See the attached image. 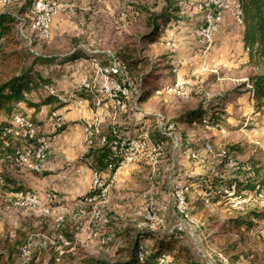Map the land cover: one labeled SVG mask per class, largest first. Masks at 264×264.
<instances>
[{
    "label": "rangeland",
    "instance_id": "1",
    "mask_svg": "<svg viewBox=\"0 0 264 264\" xmlns=\"http://www.w3.org/2000/svg\"><path fill=\"white\" fill-rule=\"evenodd\" d=\"M32 1L10 0L8 6L0 5V12H9L20 19L15 32L23 33L27 41L23 47L30 46L34 53L44 57L65 58L73 52L82 57L89 53L103 55L109 66L103 68L96 62L95 77L84 81L89 88L82 86L83 81L75 84L79 93L90 95L91 102L101 105L107 101L105 97L112 100L105 87L113 84L127 88L126 98L119 95L112 100L117 109L129 106L141 109L140 117L145 121L142 131L148 135L157 131L166 140L154 142L149 136V147L143 153L147 160L136 162V157L129 163L137 165L133 168L131 185L115 191V182L109 195L100 202L98 208L109 220L106 226L90 222V206L77 217L72 212L59 213L51 204L46 206L51 208L47 212L30 210L17 206L15 197L0 189V241L13 240L16 233H25L29 251L25 261L35 257L36 264H48L47 259L54 251L61 257L59 264H78L84 256L113 260L116 250L125 245L122 235L126 229L168 235L177 232V239L208 264H264V192L234 196L235 189L220 184L212 191H220L224 197L216 205L205 199V210L195 212L192 201L196 196L187 186L192 178L206 175L227 181L251 179L253 169L259 171L256 177H264V115L253 112V95L248 94L251 88L243 82L253 73L246 66L243 25H237L227 12L222 13L210 54L202 60L195 32L205 25L208 12H213L206 7L207 0H173L179 11L175 13L170 8L168 13H174L165 25L155 22L160 30L158 40L153 43H144L140 37L151 32L149 20L166 9V0H47L53 7V16L45 39L31 28L28 9ZM126 49H136L139 55L148 57L149 78H156L155 95L141 107L134 105L140 94L137 87L140 76H130L127 71L112 72L121 66L114 55ZM62 65L36 67L43 74L63 77L74 76L82 68ZM56 89L53 90L57 93ZM44 91L43 88L42 95H48ZM94 97L98 100L94 101ZM209 100L217 101L214 113L219 122L217 127L212 128L206 120L203 125L174 123L187 112L205 107ZM90 107L96 108L93 104ZM207 145L212 147L211 154L205 151ZM149 158L151 162L147 164ZM126 169L122 168L121 175ZM5 170L0 165V176ZM8 170L13 178L15 173L18 176L23 172L43 173H31L17 162ZM181 187L187 188L188 199L182 213L176 209L173 196ZM221 202L225 203L220 206ZM146 209L162 222L147 220ZM249 213L259 218L253 220L254 229L244 233V241L240 242L241 236L231 230L228 221ZM89 230H95L96 236L90 237ZM61 232L72 235L69 246L60 243ZM232 244L237 245L238 253L243 252L249 258L240 255L237 262L229 260L236 254L230 249Z\"/></svg>",
    "mask_w": 264,
    "mask_h": 264
},
{
    "label": "trees",
    "instance_id": "2",
    "mask_svg": "<svg viewBox=\"0 0 264 264\" xmlns=\"http://www.w3.org/2000/svg\"><path fill=\"white\" fill-rule=\"evenodd\" d=\"M238 2L244 27L242 44L247 55L246 66L253 71L249 75L246 84L252 90L253 112L264 115V0H238ZM166 3V9L159 14H154L149 20L151 32L140 37L142 42L153 43L157 41L160 29L155 22L158 20L165 25L172 18V14L179 11L177 7H174L173 0H166ZM170 8L174 11L171 14L168 13ZM19 24L20 19L17 16L9 12H0V165L6 170H8V167L11 168V166L16 165L17 152L21 146L18 140L8 134L11 116L15 113H22L20 105L33 110L31 119L38 126L41 123L36 120V115L43 108L48 109L47 116L49 117L66 105L56 95H42V90L49 84V81L42 78L35 70L37 65L52 64L57 58L40 56L34 53L30 46L23 47L24 42L27 41L15 32V28ZM80 57L82 55L73 52L62 58L61 61L62 63L69 62ZM85 57L99 60L103 68L109 66L107 61L104 62V56L101 54L89 53ZM113 58L124 67L130 76H140V82L137 86L140 93L136 99L137 104L148 102L157 90L156 78H149V74H151L148 71L151 67L149 58L139 55V51L136 49H126L118 52ZM153 70H157V68ZM216 102V100H209L206 102L205 107L200 106L187 112L185 117L176 118L173 121L174 123H184L191 126L193 123L203 125L204 120H206L212 128L217 127L219 122L214 115ZM65 128V124H63L57 134L63 132ZM101 136L106 138L103 145L100 144ZM149 136L154 142L166 140L157 131L154 132V135L149 134ZM119 139L124 140V138L110 131L105 134L100 133L92 140V144L89 146L84 158L88 160V165L93 172L105 173L109 167L112 168V171H115L120 166L122 154L119 150H112L113 143ZM6 170L0 176L2 180L0 189L3 192L10 195L30 192L21 182L13 178L9 170V174ZM252 172L253 177L245 180L235 178L227 181L213 175L201 176L198 179L192 178L187 186L191 188L192 194L196 196L195 201H192L195 212L205 210V199H208L210 205H216L220 198L224 197L222 192L212 191L220 184L228 189L234 186V196L242 192L263 193L264 177H256L259 173L257 170L253 169ZM193 184L199 186L194 187ZM89 196H91L90 193L82 197L81 200L83 201ZM187 200L185 195L186 204ZM223 203L225 202H221L220 206ZM255 218H259V216L255 213H249L246 216H238L228 221L231 230L241 236L240 242L244 241V233L247 234L254 229L255 223H253V220ZM61 233L69 243L72 242V235L66 232ZM177 235V232L168 235L148 230L126 229L122 235L125 245L116 250L113 260L106 261L101 258L84 256L78 264H208L206 261L198 259L188 245L177 239ZM145 242H150V245H146ZM27 244L28 237L25 233H16L13 240L5 238L0 241V264H36L35 257L29 261L24 260L22 250ZM230 249L232 252H236L235 255L230 257L229 260L231 261L237 262L240 255L249 258V255L243 252L238 253L236 244L230 245ZM62 258L65 259L66 257ZM47 260L48 264H59L61 257L51 251Z\"/></svg>",
    "mask_w": 264,
    "mask_h": 264
},
{
    "label": "crops",
    "instance_id": "3",
    "mask_svg": "<svg viewBox=\"0 0 264 264\" xmlns=\"http://www.w3.org/2000/svg\"><path fill=\"white\" fill-rule=\"evenodd\" d=\"M61 59L60 56L52 64L43 65L45 68H50L56 63L63 64L62 66L72 64L76 67L81 66L82 68H78L74 76L70 77L56 76L49 73L43 74L37 68L38 66L35 70L42 78L49 81L48 87L54 90L56 88L59 89L56 96L66 105L57 112L63 118L66 128L51 143L50 151L45 160V169L42 174L33 175L23 172V175L18 176L19 173H15L14 179L21 182L32 193L37 194L44 204L47 203L46 198L48 195L53 196L54 201H51L49 204L57 212H64L66 214L72 212L74 217H77L88 206L81 198L90 192L93 177V170L89 167L88 160L84 158L89 150V144L85 135L86 126L94 127L99 133L105 134L112 131L121 138L134 139L145 127V121L141 120L142 117L140 115L143 112L137 107V109L131 106L117 109L114 102L108 97H105L104 100L107 101H104L101 105L95 102L94 104L91 102L93 100H91L90 95L79 93L80 91L78 87L76 88L75 84L86 81L88 78H94L96 74V62L100 63L99 60L80 57L73 61L61 63ZM245 81L247 82V79L243 81L246 84ZM246 87L250 88L247 84ZM250 93L252 94V90L248 91V94ZM76 98H83L86 101V106L81 112L73 111L64 102ZM94 98V101L98 100L97 97ZM90 104H93L96 108L90 107ZM250 104H252L251 101ZM134 105L141 107L143 104H137L136 100ZM20 109L30 117L32 116L33 110L27 109L24 105H20ZM47 115V108H43L36 115V120L41 123L42 136H46L49 132ZM137 159L136 162H139L141 159L147 160L144 154L138 156ZM148 162H151V158H149L147 164ZM136 167L137 165L134 163L124 166L123 170L124 168L127 169L123 175H121L122 169L118 171L116 184L113 188L115 191H122L125 187L131 185V180L135 173L133 168L135 169ZM119 195L117 194V197Z\"/></svg>",
    "mask_w": 264,
    "mask_h": 264
},
{
    "label": "built area",
    "instance_id": "4",
    "mask_svg": "<svg viewBox=\"0 0 264 264\" xmlns=\"http://www.w3.org/2000/svg\"><path fill=\"white\" fill-rule=\"evenodd\" d=\"M10 0H0L1 6H8ZM207 8H211L213 12H208L205 17V25L195 32L197 38L200 41L199 57L202 60L208 58L211 48L214 43V38L219 32L222 13L227 12L230 17L235 21L237 25L242 26V15L241 8L238 0H207L205 4ZM28 14L32 16L31 28L41 39H45L49 35V26L53 16V7L47 2V0H33L31 6L28 9ZM22 39H25L23 33L19 31L17 33ZM119 68L114 69L112 72L114 74L122 73L125 71L124 67L118 66ZM84 88H89L86 82H82ZM111 87H105V92H110V98L116 100L119 95L123 98L128 96V89L119 86H114L110 84ZM44 90L48 95H56V92L49 88L44 87ZM111 90V91H110ZM67 105L75 112H81L86 106V101L83 98H76L72 100L64 101ZM48 135L42 136L40 126L35 124L31 117L25 113H15L11 116L9 121L8 134L13 138L18 140L21 144L18 152L16 162L26 170L31 173L39 174L45 169V160L47 154L50 151L51 143L57 137L59 129L64 124L63 118L57 113H52L48 118ZM100 133L92 126H86L85 135L87 143L89 146L92 144V140L96 138ZM106 142L104 136L100 137V144L103 145ZM149 135L147 131H141L136 138L131 140H118L113 143L112 150L117 151L122 154V162L120 166L112 171L109 167L108 171L105 173L93 172L92 184L90 187L91 196L83 200L88 206H90V222L94 226H106L109 224L108 218L101 212L98 208L100 202L106 198L113 184L116 182V176L118 171H120L125 165L133 162L136 157L142 155L146 149L149 147ZM212 147L207 145L205 151L207 153H212ZM0 186H2V180L0 178ZM186 187H181L174 191L175 207L182 213L185 209V191ZM231 190L234 191V186H231ZM16 199V205L30 210H41L43 212L50 211L49 205L51 201H54V197L48 195L46 198L47 203L44 204L42 200L34 193L27 192L24 194H14ZM146 219L150 221H159L155 217L154 213L149 210H145ZM95 230H89V236L95 237ZM59 241L64 246H69V242L66 238L60 234ZM23 257L29 256V251L27 248L22 250Z\"/></svg>",
    "mask_w": 264,
    "mask_h": 264
}]
</instances>
